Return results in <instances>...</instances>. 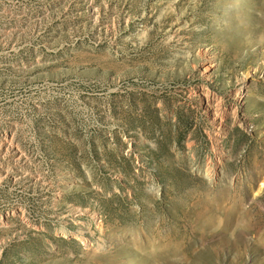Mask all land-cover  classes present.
Wrapping results in <instances>:
<instances>
[{"label":"rangeland","instance_id":"rangeland-1","mask_svg":"<svg viewBox=\"0 0 264 264\" xmlns=\"http://www.w3.org/2000/svg\"><path fill=\"white\" fill-rule=\"evenodd\" d=\"M0 264H264V0H0Z\"/></svg>","mask_w":264,"mask_h":264}]
</instances>
